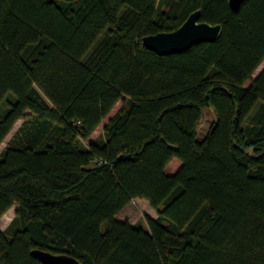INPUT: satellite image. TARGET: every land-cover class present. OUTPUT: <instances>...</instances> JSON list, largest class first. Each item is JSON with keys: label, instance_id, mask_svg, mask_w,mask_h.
Masks as SVG:
<instances>
[{"label": "trees", "instance_id": "trees-1", "mask_svg": "<svg viewBox=\"0 0 264 264\" xmlns=\"http://www.w3.org/2000/svg\"><path fill=\"white\" fill-rule=\"evenodd\" d=\"M195 11L217 41L142 44ZM263 61L264 0H0V264H264Z\"/></svg>", "mask_w": 264, "mask_h": 264}, {"label": "water", "instance_id": "water-1", "mask_svg": "<svg viewBox=\"0 0 264 264\" xmlns=\"http://www.w3.org/2000/svg\"><path fill=\"white\" fill-rule=\"evenodd\" d=\"M245 1L229 0V6L233 11H237ZM221 34L220 24L200 21V13L195 11L176 30L145 36L142 44L160 56H167L184 52L199 43H213ZM30 255L42 264H80L67 254H54L40 249H33Z\"/></svg>", "mask_w": 264, "mask_h": 264}, {"label": "rangeland", "instance_id": "rangeland-1", "mask_svg": "<svg viewBox=\"0 0 264 264\" xmlns=\"http://www.w3.org/2000/svg\"><path fill=\"white\" fill-rule=\"evenodd\" d=\"M264 68V61L260 64V66L257 68V70L254 72V74L251 77V80H253ZM250 84V81L245 83V87H247ZM12 98L11 95H8L6 99L0 104V114L5 108L6 101L10 100ZM120 102L116 104V108H119ZM116 110V109H115ZM114 112V111H113ZM112 112V113H113ZM111 113V114H112ZM110 113L103 119L101 124L96 128V130L92 133V135L89 138V141L92 140H100L102 137V129H103V124L107 121L108 117L111 115ZM213 120V114L210 110L206 109L203 112L201 122L198 126V136L203 137L205 133L208 131L209 125L211 121ZM21 124V120L17 121L15 125L13 126L12 130L9 132V134L6 136V138L3 140V142L0 144V151L5 147L6 143L8 140L11 138V136L14 134V132L17 130L19 125ZM178 163V166H180V161L177 159H173L171 163L168 164L166 167V173H171L170 171L174 167V164ZM16 210V205L11 207L1 218L0 220V229L3 231L6 226L9 224V222L12 220L14 217V213ZM145 217H156L155 211L151 208L149 203L145 201V199H136L131 205H129L127 208L125 207L118 215L119 219H126L132 224L136 225H142L145 226Z\"/></svg>", "mask_w": 264, "mask_h": 264}, {"label": "crops", "instance_id": "crops-1", "mask_svg": "<svg viewBox=\"0 0 264 264\" xmlns=\"http://www.w3.org/2000/svg\"><path fill=\"white\" fill-rule=\"evenodd\" d=\"M116 107H117V106L115 105L114 108L110 111V114H111L113 111H114V112L108 117L107 121H108V120L114 115V113L117 111L118 108H116ZM115 109H116V110H115ZM106 117H107V116H106ZM102 121H103V120H102ZM107 121L103 124V126L107 123ZM100 124H101V123H100ZM97 128H98V127H97ZM172 161H173V160H172ZM172 161H170V163H171ZM167 166H168V165H167ZM167 166H166V167H167ZM178 167H179V166H178V163H175V164H174V167L172 168V170H171L170 172L173 173ZM135 200H136V199H134L132 202H130V203L126 206V208H127L129 205H131ZM141 200H142V199H141ZM145 201H147V200H145ZM147 202H148V201H147ZM124 208H125V207H124ZM124 208H123V209H124ZM123 209H122V210H123ZM118 215H119V214H118ZM3 216H4V215H3ZM3 216H2V217H3ZM2 217H1V218H2ZM117 217H118V216H117ZM151 218H153V217H151ZM0 220H1V219H0ZM0 230H1V229H0Z\"/></svg>", "mask_w": 264, "mask_h": 264}]
</instances>
